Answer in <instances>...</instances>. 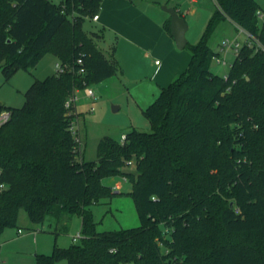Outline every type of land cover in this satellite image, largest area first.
Instances as JSON below:
<instances>
[{"label": "trees", "instance_id": "16d2710c", "mask_svg": "<svg viewBox=\"0 0 264 264\" xmlns=\"http://www.w3.org/2000/svg\"><path fill=\"white\" fill-rule=\"evenodd\" d=\"M104 0H0V70L9 79L46 52L67 71L36 80L0 128V235L24 211L37 231L81 238L40 262L55 264H264V16L256 0H214L216 12L190 45L185 72L143 110L150 131L132 128L121 144L100 140L83 158L74 108L66 100L122 68L84 23ZM93 21V20H92ZM222 21L246 31L224 76L210 39ZM171 18L165 28L171 32ZM189 45L187 44L186 47ZM81 61V62H79ZM81 69L85 70L80 74ZM6 109L4 105L0 110ZM135 164L136 171H126ZM132 184L138 227L98 232L92 207L115 194L104 180ZM121 194V193H120ZM232 204V205H231Z\"/></svg>", "mask_w": 264, "mask_h": 264}, {"label": "rangeland", "instance_id": "374dc122", "mask_svg": "<svg viewBox=\"0 0 264 264\" xmlns=\"http://www.w3.org/2000/svg\"><path fill=\"white\" fill-rule=\"evenodd\" d=\"M52 1L55 4H60L63 0ZM128 1L132 3V7L139 14H145V17L151 19L168 17L169 14L163 10V7L175 8L179 14L183 15L188 25L186 38L189 46L180 50L173 41L175 51L170 57V54L163 56L153 51L154 47L140 46L139 44L140 51L136 53L135 57H139L141 60V67L138 69L144 68L147 73L142 82H146L148 86L149 82L157 75L160 64L164 65V62L168 60L175 62L177 55L191 56L190 45H195L200 41L209 20L216 12L214 0ZM256 1L261 5V15L264 16V0ZM103 8L104 5L101 4L100 14L103 12ZM262 19L260 17V21ZM84 30L89 34L101 31L103 37L97 40L99 47L108 58L111 57L114 49V56L124 70L123 73L118 72L108 80L91 86L95 91V97H88L84 90L80 91L79 99L75 103L76 112L80 114L76 121V128L82 144L83 158L86 161H92L97 159L98 144L104 137L120 140L122 135H126L134 127L150 131L151 125L144 115L142 104H140L142 102H139L145 87L142 85V88L137 92L132 86L133 73L136 72V68L131 66L132 56L127 57L129 43L126 41L128 38L125 33L104 25L102 21L94 22L90 19L85 21ZM225 39L237 40L243 45L248 38L230 22L219 23L210 39V46L213 51L219 53L221 58L228 57L230 65L235 57L233 51L226 53L221 49ZM152 40L149 38L145 40V43ZM57 62L59 60L53 53L46 52L35 68L18 69L9 79H6L0 70V102L6 109L22 107L25 103V93L36 80H45L57 73ZM229 65L224 66L213 60L211 69L216 74L224 76L230 69ZM113 107L119 109L115 112ZM125 170L135 172L136 166L130 164L126 166ZM104 183L113 189L116 184H120L119 187L122 190L121 194L103 199L92 207L96 230L104 232L138 227L141 220L134 200L128 195L132 190L131 182L128 179L124 180L123 176H114L106 178ZM81 223V217L76 215L71 223L70 232L55 236L52 233L37 231V227L30 223L26 213L21 211L17 226L6 228L0 235V264H47L40 262V259L50 256L55 247L68 248L74 244L73 237L80 233ZM19 229L22 231L21 234ZM55 264H67V262L60 260Z\"/></svg>", "mask_w": 264, "mask_h": 264}, {"label": "crops", "instance_id": "0c3cea01", "mask_svg": "<svg viewBox=\"0 0 264 264\" xmlns=\"http://www.w3.org/2000/svg\"><path fill=\"white\" fill-rule=\"evenodd\" d=\"M101 4L104 5V8L103 12L98 14L99 20L97 22L102 21L106 26L117 29V31L121 30V32H124L125 36L128 38V40H126L129 43L127 57L130 58L132 56L131 66L132 68H136V72L133 73L134 79H132V86L135 90H137V92H139L138 89L140 90L142 85H144V94L141 96L139 101L142 102L140 104H142L141 106L144 110L155 101L162 88L168 87L180 74L186 71L190 64L191 56L187 57L186 55H177L176 59V56L174 57L175 62L168 60L164 62V65L160 64L158 66L159 71L157 75H155L154 79L149 82L150 84L148 86L146 82H142V79L146 78L145 74L147 73H145L144 68L138 69V67H141V60L139 57H135V55L140 51L138 47L139 44L140 46L154 47L153 51H156L163 56L170 54V57L174 54V39L171 33H169L165 28L170 16H163L162 18L160 17V19L147 18L145 17V14H139V12L132 7V3L128 0H104ZM181 16L183 17V15ZM149 38L153 40L149 43H145V40ZM215 53L219 56L218 52ZM225 58L228 62V57ZM233 61H231L230 65L228 63L229 68ZM156 63H158V61H156ZM123 71L124 70H122V73ZM74 110L76 111V106L74 107ZM116 186H120V184H116L115 187ZM121 190L122 188H120L117 193H120ZM78 235H80V233Z\"/></svg>", "mask_w": 264, "mask_h": 264}, {"label": "built area", "instance_id": "2783aa9c", "mask_svg": "<svg viewBox=\"0 0 264 264\" xmlns=\"http://www.w3.org/2000/svg\"><path fill=\"white\" fill-rule=\"evenodd\" d=\"M261 18H263L262 15H261ZM92 20L94 22H97L99 20V15H95L92 18ZM239 30H240V32L244 33L247 36L248 40L251 38V36L246 31H244L241 28H239ZM241 47H242V44L239 43L237 40L230 41L228 39H225L223 44H222L221 49L223 51H225L226 53L233 51V54L236 57L239 54ZM213 60H215L218 64H222L224 66L228 65V62H227L225 57L221 58V57L216 55L213 57ZM79 62H81V61H79ZM56 67H57V73L58 74H62L68 70L66 66L61 65V63H59V62L56 64ZM79 73L84 74L85 70L81 69L79 71ZM224 79L228 80L227 74L224 75ZM84 92L88 97H95V91L90 86H87L84 89ZM79 93H80V91L76 90L75 93L73 95H71L66 100V102H65V108L66 109L70 110V109L75 107V103L79 99ZM10 117H11V112L9 110H7V109L0 110V128L3 127L10 120ZM77 137H78V132H77ZM77 139L80 140L79 138H77ZM126 139H127L126 135H122V137L119 141L121 144H124L126 142ZM124 180H126L125 177H124ZM114 189L116 192H118L120 190V187L116 186V187H114ZM21 232L22 231L19 230V233H21ZM80 238H81V235H78V236L74 237L73 240H74V242H77L78 239H80Z\"/></svg>", "mask_w": 264, "mask_h": 264}, {"label": "water", "instance_id": "95a60500", "mask_svg": "<svg viewBox=\"0 0 264 264\" xmlns=\"http://www.w3.org/2000/svg\"><path fill=\"white\" fill-rule=\"evenodd\" d=\"M163 10L167 12L171 18V35L175 41V44L178 49L183 50L186 48L188 41L186 38V33L188 31V25L182 17L178 10L175 8H168V7H163ZM3 104L0 102V107ZM113 110L116 112L118 110V107H113ZM232 205V204H231Z\"/></svg>", "mask_w": 264, "mask_h": 264}]
</instances>
